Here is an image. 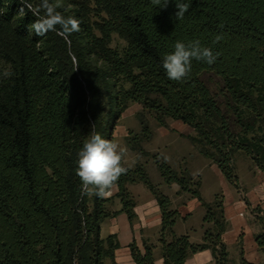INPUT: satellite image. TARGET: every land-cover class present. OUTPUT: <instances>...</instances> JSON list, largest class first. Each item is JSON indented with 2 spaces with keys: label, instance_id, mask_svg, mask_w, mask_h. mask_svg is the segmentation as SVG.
Here are the masks:
<instances>
[{
  "label": "trees",
  "instance_id": "trees-1",
  "mask_svg": "<svg viewBox=\"0 0 264 264\" xmlns=\"http://www.w3.org/2000/svg\"><path fill=\"white\" fill-rule=\"evenodd\" d=\"M55 2L58 11L81 22L67 40L57 32L30 33L37 17L21 0H0V62L13 72L0 76V264H116L120 245L116 236L102 237V224L121 213L131 225L137 221L131 184H143L157 201L164 264H186L206 250L215 264H249L243 252L239 262L230 258L222 197L206 203L201 183L159 154L151 158L164 183L176 184L205 209L201 243L176 235L180 214L144 165L129 168L114 187L118 212L110 209L112 198L82 195L75 170L84 141L93 132L113 140L135 103L161 127L167 120L189 127L194 135L188 141L230 185H239L238 154L264 176V0H185L191 6L179 21L175 0L167 8H155L151 0ZM25 3L37 7L40 0ZM113 35L126 46L113 48ZM217 35L223 39L213 43ZM195 39L221 55L211 66L193 60L185 82L169 80L163 55L177 40ZM207 74L219 80L215 92L203 80ZM144 132L143 141L149 140V129ZM134 144L138 150L137 138ZM256 242L264 249V232ZM238 245L243 247L242 238ZM155 248L129 245L135 264H155Z\"/></svg>",
  "mask_w": 264,
  "mask_h": 264
},
{
  "label": "rangeland",
  "instance_id": "rangeland-1",
  "mask_svg": "<svg viewBox=\"0 0 264 264\" xmlns=\"http://www.w3.org/2000/svg\"><path fill=\"white\" fill-rule=\"evenodd\" d=\"M111 46L122 49L126 43L117 35H113ZM203 80L212 92H215L220 85L219 80L211 74L205 75ZM145 128L149 129L151 137L149 140L143 141ZM192 135L194 132L181 122L167 120V128L159 126L150 111L144 110L139 104L130 103L113 133V140L127 147L129 161L127 166L133 168L137 164H142L145 169L147 167L155 185L159 184L160 177L151 156L159 154L163 159L164 157L168 158L166 163L172 168L178 169V171L182 169L189 171L192 178L201 183L200 190L206 203L211 204L217 196H220L224 201V207L227 206L228 210L236 209L238 203H241L247 207L241 212L245 216L249 214L255 219L264 218V177L257 171L253 163L244 155L236 157L235 168L239 185L234 187L226 181L217 166L199 155L189 143L187 136ZM135 138H137L139 149H142L146 155H141L139 149L131 148V146H137L134 144ZM157 186L170 199L169 196L174 193V189L172 187L167 190L164 188L165 192H163L161 185ZM139 188L133 187L132 189L137 191ZM182 195L191 199L188 194ZM174 201L178 203L180 199ZM116 208L117 205L113 202L110 205L111 211H115ZM171 209L176 210L173 208L172 202ZM199 213L205 216V209L202 206L195 209L193 214Z\"/></svg>",
  "mask_w": 264,
  "mask_h": 264
},
{
  "label": "clouds",
  "instance_id": "clouds-1",
  "mask_svg": "<svg viewBox=\"0 0 264 264\" xmlns=\"http://www.w3.org/2000/svg\"><path fill=\"white\" fill-rule=\"evenodd\" d=\"M21 3L37 17L36 21L31 23L28 28L30 33L34 32L38 37H44L49 32H57L67 40L73 33L80 31V20L71 15L65 16L58 11L57 9L61 5L55 0H40L37 7L25 3V0H21ZM151 4L155 8H167L169 0H151ZM175 6L177 9L176 20H183L191 4L185 0H175ZM19 13L25 15L23 7ZM222 39V35H217L213 43H218ZM220 55V52L214 53L210 47L203 46L199 39L187 42L177 40L174 43V50L163 55L162 67L169 80L185 82L190 78L193 60L211 66ZM0 66H2L0 76L9 78L13 75L10 65L4 66L3 62H0ZM127 157L126 146L93 132L78 151L76 161L75 173L81 182L82 195L96 196L100 199L110 196L120 177L126 175L129 170ZM167 159L164 157L165 162Z\"/></svg>",
  "mask_w": 264,
  "mask_h": 264
},
{
  "label": "crops",
  "instance_id": "crops-1",
  "mask_svg": "<svg viewBox=\"0 0 264 264\" xmlns=\"http://www.w3.org/2000/svg\"><path fill=\"white\" fill-rule=\"evenodd\" d=\"M239 155L242 154H238L237 156ZM155 168L160 177L159 184L157 185H161L163 192H165L164 188L166 190L171 187L174 189V193L169 197L173 208L178 210L180 214V219L174 228L176 235L188 234L191 242L201 243L204 235V214H193L195 209L200 207L201 204L196 199H190L188 196L180 194V188L176 184L170 186L166 185L157 167ZM257 171L259 170L257 169ZM146 172L151 182L154 184L147 171V167ZM132 186L140 188L136 191L132 189ZM128 190L132 193L136 201L135 213L137 215V221L131 225L127 215L121 213L117 217L108 219L102 224V237H117L120 248L115 252L116 264H135L129 249V245L133 241L137 243L141 250H143L144 243L155 245V264H164L161 250L157 243L158 231L161 226V212L157 201L143 184L129 185ZM117 192L118 189L113 188L111 195L107 198H112L111 204L113 202L116 203L117 208L115 211L118 212L121 210L122 206L120 200L115 197ZM175 199H180V201L176 203L174 201ZM238 204L236 209L230 208L228 210L227 206L224 207V216L229 227L223 235V240L228 246L230 257L234 261L239 262L241 252H243V259L249 264H264V249H260L256 242V236L264 232V218L258 217V219H255L249 214L245 216L241 212L246 210L247 207L241 203ZM240 238H242L243 241L242 248L238 245ZM106 264L111 263L107 262ZM186 264H215V262L211 251L206 250L189 256Z\"/></svg>",
  "mask_w": 264,
  "mask_h": 264
}]
</instances>
